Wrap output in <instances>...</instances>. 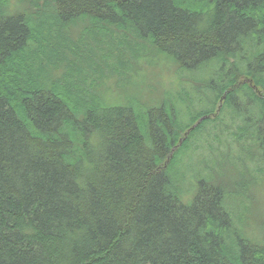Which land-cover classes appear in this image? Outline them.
Listing matches in <instances>:
<instances>
[{
	"label": "trees",
	"instance_id": "trees-1",
	"mask_svg": "<svg viewBox=\"0 0 264 264\" xmlns=\"http://www.w3.org/2000/svg\"><path fill=\"white\" fill-rule=\"evenodd\" d=\"M78 20L105 39H66ZM166 56L212 73L164 100L94 91ZM201 131L241 155L186 185ZM263 181L264 0H0V264H264Z\"/></svg>",
	"mask_w": 264,
	"mask_h": 264
},
{
	"label": "rangeland",
	"instance_id": "rangeland-1",
	"mask_svg": "<svg viewBox=\"0 0 264 264\" xmlns=\"http://www.w3.org/2000/svg\"><path fill=\"white\" fill-rule=\"evenodd\" d=\"M91 27V24L85 20L74 21L64 27L63 36L66 39H73L74 41L80 40L82 43H87L88 45H90L91 41L96 38L105 39L104 37L106 35L102 31H97L96 33L92 31L86 35ZM154 65V70L148 68L149 75H147V79L145 76L140 79L134 77V71H136V69L132 64L120 65V63H115L106 70L108 72L101 74L94 87V91L103 94V98L107 99L110 104L125 103L126 100L129 99L128 96L131 95V91L134 88L138 89L141 87L152 90L155 95L154 99L159 100L163 98L164 100L167 96L177 97L178 94H182V90L184 89L188 91L190 87L188 83H185L186 80L189 79L192 83L193 81L197 82L209 78L212 73V67L196 73L181 71L178 69L177 63L167 56L160 57ZM117 71L121 72H119V78L121 79H118V77L114 75ZM126 74L130 76L129 80L124 76ZM129 82H132L133 85L124 93V89L128 86ZM187 96L191 98L194 95L188 92ZM186 121L187 118L184 119L185 124L187 123ZM218 125L216 128L219 127ZM214 129L215 125L212 124H209L208 127H206L208 133ZM224 140L226 142H224ZM224 143L229 144L230 146H226ZM213 144V138H208L205 131H201L200 134H197L196 137L193 138L191 144H189V148L184 150L178 156L173 176L176 178H182L183 176L186 185L194 184L197 179L209 178L208 167H215L219 176L224 173L223 166L226 165V163L233 165L241 155L237 152L238 148L233 144V138L231 135L223 134V137L220 136L215 141V150L210 149L213 147ZM212 150H214V152L211 154L210 151ZM246 160L247 162H251L250 157L246 156ZM258 187V194H260L259 196L261 198L260 202L264 205V181L262 183H257L254 189ZM247 203L246 200L245 204L247 205ZM249 234L252 240H258L260 237V234L255 230L250 231Z\"/></svg>",
	"mask_w": 264,
	"mask_h": 264
}]
</instances>
